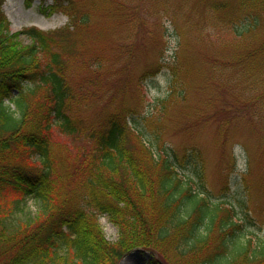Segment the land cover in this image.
I'll use <instances>...</instances> for the list:
<instances>
[{
  "label": "trees",
  "instance_id": "1",
  "mask_svg": "<svg viewBox=\"0 0 264 264\" xmlns=\"http://www.w3.org/2000/svg\"><path fill=\"white\" fill-rule=\"evenodd\" d=\"M2 3L0 264H118L140 249L153 256L148 264H264V243L253 245L246 237L235 207L210 199L199 153L181 164L173 153L152 149L160 136L157 127L146 138L149 117L143 127L133 117L110 114L102 128L86 133V144L66 149L59 162L54 128L65 136L83 131L73 117L72 104L82 99L72 78L81 55L76 39L90 26L94 6L53 0L39 12H61L66 25L11 31ZM201 3L210 23L194 33L215 44L226 37L241 44L259 40L237 56L261 69L264 82V0ZM171 67L174 77L179 66ZM169 88L159 102L183 96L173 82ZM28 198L37 204L35 212L13 223ZM102 215L117 228L114 242L103 234Z\"/></svg>",
  "mask_w": 264,
  "mask_h": 264
},
{
  "label": "rangeland",
  "instance_id": "2",
  "mask_svg": "<svg viewBox=\"0 0 264 264\" xmlns=\"http://www.w3.org/2000/svg\"><path fill=\"white\" fill-rule=\"evenodd\" d=\"M52 1L33 0L27 6L25 0H4L1 10L11 31L28 26L52 31L68 21L61 12L39 13L41 2ZM77 1L79 6L90 1L95 9L88 29L77 36L81 55L72 78L82 99L72 104L73 117L83 131L65 136L54 128L56 159L61 162L66 149L84 144L86 133L102 128L110 114L133 117L143 127L149 117L146 138L157 127L160 136L152 149L173 153L181 164L195 161L193 151L199 153L210 199L233 205L246 237L253 245L264 243L263 74L237 56L259 40L241 44L226 37L215 44L199 38L194 31L210 23L201 0ZM174 63L179 69L173 77ZM172 82L183 96L159 102ZM181 164L178 170L187 172ZM24 205L13 223L37 207L29 198ZM99 225L108 241H116L117 228L106 215ZM152 257L134 250L118 264H148Z\"/></svg>",
  "mask_w": 264,
  "mask_h": 264
}]
</instances>
